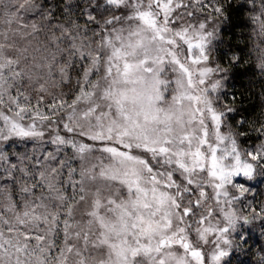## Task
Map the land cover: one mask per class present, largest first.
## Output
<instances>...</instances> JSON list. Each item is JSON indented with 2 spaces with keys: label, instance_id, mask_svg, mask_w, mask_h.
Returning a JSON list of instances; mask_svg holds the SVG:
<instances>
[{
  "label": "snow or ice",
  "instance_id": "obj_1",
  "mask_svg": "<svg viewBox=\"0 0 264 264\" xmlns=\"http://www.w3.org/2000/svg\"><path fill=\"white\" fill-rule=\"evenodd\" d=\"M229 8L250 115L213 56ZM257 176L264 0H0V264H264Z\"/></svg>",
  "mask_w": 264,
  "mask_h": 264
},
{
  "label": "trees",
  "instance_id": "obj_2",
  "mask_svg": "<svg viewBox=\"0 0 264 264\" xmlns=\"http://www.w3.org/2000/svg\"><path fill=\"white\" fill-rule=\"evenodd\" d=\"M231 5L246 3V0H230ZM248 11L247 8L235 10L229 8L226 15L228 19H221L218 27L219 32L217 34L218 43L214 44L215 51L213 56L215 62H218L223 67H230V79L227 83L229 89V98L233 93L236 95L237 104L240 105V111L244 115H250L255 113L257 108L253 105L259 104V91L260 83L255 85L249 82V76L252 75L248 72V66L244 64V60L248 59L246 52L251 46L250 44V24L246 21L244 13ZM233 53L239 54L241 62L235 67H231L229 64L230 57ZM250 89L252 91H250ZM240 116L230 117L229 122L233 127H236V120H239ZM243 131L244 129H239ZM245 143V142H241ZM237 182H244V178H237ZM250 186L257 188L258 190L264 188V177L257 176L256 179L250 182ZM264 228V224L256 222L253 226L249 227L250 239L246 242L245 247H251L255 249L260 243H264V237H261V229ZM250 253L233 252L231 256V264H247V261L251 260Z\"/></svg>",
  "mask_w": 264,
  "mask_h": 264
}]
</instances>
